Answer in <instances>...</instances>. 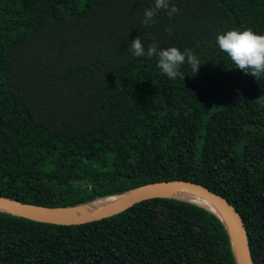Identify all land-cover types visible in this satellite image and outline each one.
I'll list each match as a JSON object with an SVG mask.
<instances>
[{"label": "trees", "instance_id": "1", "mask_svg": "<svg viewBox=\"0 0 264 264\" xmlns=\"http://www.w3.org/2000/svg\"><path fill=\"white\" fill-rule=\"evenodd\" d=\"M0 0V196L77 208L164 181L201 184L239 213L264 264V76L235 68L217 36L264 35V0ZM171 29L169 35L166 29ZM142 37L192 49L170 79ZM0 264H237L225 225L155 198L60 226L0 212Z\"/></svg>", "mask_w": 264, "mask_h": 264}, {"label": "water", "instance_id": "2", "mask_svg": "<svg viewBox=\"0 0 264 264\" xmlns=\"http://www.w3.org/2000/svg\"><path fill=\"white\" fill-rule=\"evenodd\" d=\"M184 190L196 192L217 210L218 214L196 204L217 216L227 228L230 238L231 234L235 237L238 247L237 252L234 250L237 264H253L249 253L247 234L237 210L224 197L201 184L190 181L176 180L151 183L118 195L119 198L111 204L100 208L95 213L83 216L75 214L73 212L75 208L45 207L19 202L3 196H0V212L22 216L40 223L74 226L113 217L146 200L155 198L178 199L174 195Z\"/></svg>", "mask_w": 264, "mask_h": 264}, {"label": "clouds", "instance_id": "3", "mask_svg": "<svg viewBox=\"0 0 264 264\" xmlns=\"http://www.w3.org/2000/svg\"><path fill=\"white\" fill-rule=\"evenodd\" d=\"M161 10L167 12L169 17L178 14L180 9L175 5L170 6V0H155L153 6L144 9V19L146 26L156 23L155 17ZM169 35H173L172 30L166 29ZM219 49L226 53L231 59L235 68L251 74L257 80L264 76V35L257 34L252 29L229 30L217 36ZM128 51L135 57H158L157 66L170 79L179 77L184 80L185 76L180 71L181 66L187 63L196 74L201 63L192 49L185 48L181 51L177 47L160 49L155 42L147 44L142 37L132 40L128 46Z\"/></svg>", "mask_w": 264, "mask_h": 264}, {"label": "bare ground", "instance_id": "4", "mask_svg": "<svg viewBox=\"0 0 264 264\" xmlns=\"http://www.w3.org/2000/svg\"><path fill=\"white\" fill-rule=\"evenodd\" d=\"M174 197L178 198V199H183L186 201L193 202L195 204H198L202 207H205L208 210L218 214L217 210L213 206H211L209 203H207L205 200H203L201 198V196L198 195L194 191L184 190L178 194H175ZM118 198H119L118 196H112V197H109V198L104 199V200L93 202V203L88 204L86 206L77 207L73 210V212L79 216L92 214V213H95L100 208H102L108 204H111L112 202H114ZM231 238H232V240H231L232 246H233L234 250L237 252L238 247H237L236 239L232 234H231Z\"/></svg>", "mask_w": 264, "mask_h": 264}]
</instances>
